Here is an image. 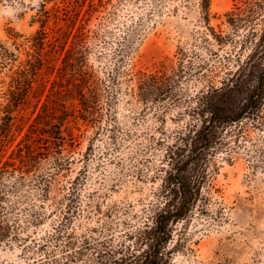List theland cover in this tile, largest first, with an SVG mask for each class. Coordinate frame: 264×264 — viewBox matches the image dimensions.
Segmentation results:
<instances>
[{
    "label": "rangeland",
    "instance_id": "rangeland-1",
    "mask_svg": "<svg viewBox=\"0 0 264 264\" xmlns=\"http://www.w3.org/2000/svg\"><path fill=\"white\" fill-rule=\"evenodd\" d=\"M198 1L0 0V45L12 48V34L21 35L18 42L41 29L48 34L42 70L46 93L59 78L62 45L70 48L79 34L86 37L85 63L103 93L96 128L68 123L75 136L64 150L70 164L56 173L48 191L11 185L2 194L8 233L0 243V264H97L93 247L102 251V243L134 248L135 239L128 235L148 224L162 202L158 190L167 169L166 145L178 132L188 133L189 124L200 122L192 116L198 92L210 90L215 102L236 106L247 99L241 71L231 78L244 57L243 35L225 16L241 0H211V26L224 43L210 35L208 51L198 47L195 53L204 30ZM180 49L186 63L195 67L206 61V69L196 73L187 67L185 77L172 82L178 83L176 98L140 103L133 96L138 74L156 73L179 61ZM26 57L21 52L19 61ZM9 68L0 69V91L6 88ZM67 77L59 84L64 91ZM31 103L20 112L25 116L22 129L7 156L34 120V98ZM204 155L202 199L175 227L170 264H264V102L221 130ZM69 209L73 220L67 233L49 238ZM85 235L90 237L87 245L82 244Z\"/></svg>",
    "mask_w": 264,
    "mask_h": 264
},
{
    "label": "trees",
    "instance_id": "trees-1",
    "mask_svg": "<svg viewBox=\"0 0 264 264\" xmlns=\"http://www.w3.org/2000/svg\"><path fill=\"white\" fill-rule=\"evenodd\" d=\"M198 5L201 10L200 23L204 30L201 32L200 42L194 46L195 53L198 47L208 51L210 35L219 44L224 43V37L217 35L211 26V0H199ZM225 16L228 24L235 31L241 30L243 35L241 55L244 57L241 56V66L235 72L232 71L234 76L231 78L241 71V82L246 83V101L243 100L241 106L229 101L217 103L210 90L198 92L197 106L193 109L192 116L200 122L189 124L186 128L188 133L178 132L174 142L166 145L167 169L158 190V197L162 202L154 209L148 224L128 235L129 239H135L134 248L122 244L113 249L103 243L102 251L93 247L97 253V264H170L172 254L169 246L175 227L190 216L202 199L205 152L213 147L221 130L263 105L264 0H241ZM258 25L263 27L257 29ZM11 36L12 48L0 45V67H10L8 82H4L6 88L0 91V243L6 240L8 233L3 218L6 207L2 194L11 185L21 189L25 186H42L47 192L56 173L70 164V159H65L64 150L67 149V144L74 143L75 136L68 123L74 122L78 129L79 122L96 128L98 117L101 116L100 104L103 97L102 88L98 85L92 68L85 63L86 37L82 34L75 36L70 48H66V44L62 45V50L65 51L63 65L59 78L52 81L51 93H46L42 76L45 60H48L45 59L44 51L47 32L41 29L38 34L22 42H18L21 35ZM52 49L56 51L55 47ZM21 52H25L27 57L19 61ZM179 55V61L165 66L163 70L138 74L133 96L140 103L147 106L150 101L176 98L175 86L178 83L172 82L185 77L187 67L196 73L206 69V61L195 67L190 60L186 63L183 49H180ZM17 61L19 64L15 68ZM68 73L70 77H67ZM66 77L68 87L64 91L59 84L64 83ZM232 80L229 79L228 83ZM233 91L230 88L229 95ZM33 98L36 101L32 111L34 120L24 138L7 156L11 143L15 140V133L22 129L25 116H20V112L32 105ZM68 100L70 105L67 104ZM33 134H37L38 139L31 141ZM36 142L37 145L34 144ZM78 180L79 177L73 184ZM70 210L65 211L49 238L58 240L67 233L73 220ZM70 238L68 235V239ZM89 238L85 235L82 244H89ZM68 245H73L71 240Z\"/></svg>",
    "mask_w": 264,
    "mask_h": 264
}]
</instances>
